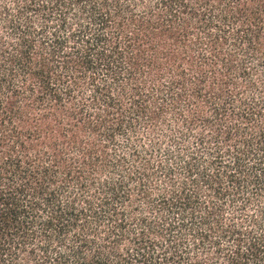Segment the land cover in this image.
Here are the masks:
<instances>
[{"label":"trees","instance_id":"trees-1","mask_svg":"<svg viewBox=\"0 0 264 264\" xmlns=\"http://www.w3.org/2000/svg\"><path fill=\"white\" fill-rule=\"evenodd\" d=\"M0 264H264V0H0Z\"/></svg>","mask_w":264,"mask_h":264}]
</instances>
